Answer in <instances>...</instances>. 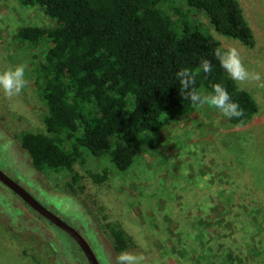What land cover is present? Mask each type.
<instances>
[{"label":"rangeland","instance_id":"obj_1","mask_svg":"<svg viewBox=\"0 0 264 264\" xmlns=\"http://www.w3.org/2000/svg\"><path fill=\"white\" fill-rule=\"evenodd\" d=\"M239 2L264 45V0ZM191 16L224 50L235 47L250 72L260 73L261 81L237 83L254 97L259 114L246 126L230 124L208 105L174 116L159 132L141 136L144 151L126 172L107 157L85 153L75 167L84 191L75 184L72 195L59 190L72 183L70 174L34 169L18 139L24 131H45L47 108L35 71L48 43L33 47L16 34L25 25L55 23L38 6L0 0V72L27 64L29 81L19 96L0 92V169L79 231L100 264H116L110 227L125 229L144 248L143 264H264V54L217 33L202 13ZM104 169L109 179L102 185L86 176V170ZM26 247L39 264H88L71 237L0 182V264H35L22 255Z\"/></svg>","mask_w":264,"mask_h":264},{"label":"trees","instance_id":"obj_2","mask_svg":"<svg viewBox=\"0 0 264 264\" xmlns=\"http://www.w3.org/2000/svg\"><path fill=\"white\" fill-rule=\"evenodd\" d=\"M40 7L55 24L25 25L16 38L33 47L48 43L38 64L35 84L47 108L44 132L24 131L21 147L39 172L69 173L72 183L61 192L76 195L82 176L75 167L85 153L107 157L119 172L128 171L143 153L141 136L162 130L174 116L192 113L190 100L180 95L175 74L195 70L202 59L213 65L211 74L196 76V89L212 92L221 84L244 109L246 126L259 114L254 97L220 67L214 52L221 44L192 12L202 13L215 31L236 40L257 55L258 42L239 0H19ZM97 185L109 171L86 170ZM57 229V228H56ZM59 230V229H58ZM114 251L143 255L144 248L122 228L110 227ZM74 241V240H73ZM39 264L27 247L22 250Z\"/></svg>","mask_w":264,"mask_h":264},{"label":"clouds","instance_id":"obj_3","mask_svg":"<svg viewBox=\"0 0 264 264\" xmlns=\"http://www.w3.org/2000/svg\"><path fill=\"white\" fill-rule=\"evenodd\" d=\"M215 58L219 61L229 77L237 83L258 82L262 80L260 73L250 72L244 65L239 51L235 47L222 50L217 48L214 52ZM27 64H19L13 68L0 72V92L7 98L21 95L29 86L26 79ZM213 65L210 60L202 59L200 66L194 71L189 68H182L175 76L179 81L180 95L184 100H190L193 107L208 105L219 110L229 120L243 122L244 109L233 101L227 89L221 84L212 85L210 94L202 95L195 87L196 76L203 72L211 74ZM264 86V84H261ZM143 255L134 254L128 251H121L116 256V264H143Z\"/></svg>","mask_w":264,"mask_h":264},{"label":"water","instance_id":"obj_4","mask_svg":"<svg viewBox=\"0 0 264 264\" xmlns=\"http://www.w3.org/2000/svg\"><path fill=\"white\" fill-rule=\"evenodd\" d=\"M0 182L16 194L31 210L45 219L50 225L63 231L71 237L77 244L79 249L86 257L88 264H100L95 252L89 245L82 234L63 221L60 217L52 213L44 207L34 196H32L25 188L20 186L15 180L11 179L0 169Z\"/></svg>","mask_w":264,"mask_h":264}]
</instances>
